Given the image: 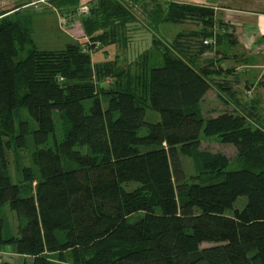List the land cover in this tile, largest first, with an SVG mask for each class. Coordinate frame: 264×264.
Wrapping results in <instances>:
<instances>
[{
	"label": "trees",
	"instance_id": "16d2710c",
	"mask_svg": "<svg viewBox=\"0 0 264 264\" xmlns=\"http://www.w3.org/2000/svg\"><path fill=\"white\" fill-rule=\"evenodd\" d=\"M116 2L90 5L82 27L93 42L106 38L93 35L94 15L119 8ZM13 14H0V209L7 203L26 221L4 236L0 213V247L11 246L31 264H264V128L252 99L238 101L219 59L195 65L221 38L213 9L169 3L164 21L200 29L178 34L158 64L136 75L104 71L81 42L38 49L22 16ZM106 74L114 76L108 87L101 85ZM212 85L243 113L203 117L199 104ZM19 109L36 125L30 165L19 171L27 187L7 172L6 150L26 148L30 132L26 120L15 123ZM146 109L159 118L146 120ZM201 131L232 144L243 165L227 170L225 154L201 148ZM182 156L208 181L187 177ZM70 161L76 167L65 169ZM30 183L33 191L24 192ZM239 197L246 198L240 209Z\"/></svg>",
	"mask_w": 264,
	"mask_h": 264
},
{
	"label": "rangeland",
	"instance_id": "374dc122",
	"mask_svg": "<svg viewBox=\"0 0 264 264\" xmlns=\"http://www.w3.org/2000/svg\"><path fill=\"white\" fill-rule=\"evenodd\" d=\"M1 1V0H0ZM58 0H49L43 2H37L35 4L27 5L26 7L23 6L16 11L18 14L22 16V22L27 27V29H31V39L34 44L37 46L38 49L41 50H53L62 48L66 42L72 40V38L67 37L62 31L64 29H71L73 35V41L81 42L83 46H89L87 48L89 51L92 61L94 63H102L106 64L104 71H108V73H112L113 67L120 66L123 71H127L128 75H136L137 73L141 74V70L143 68L148 69V67L153 66L154 64H158L162 60V55L165 53L170 52V47L174 44V39H176L177 35L186 31H191L195 29H200V25L194 23L192 21L180 22L172 24L173 26L168 28H163L158 30V27H155L149 22L144 25L130 24V20L135 19L136 17L141 16V12L138 9H129L126 5L125 8L122 7V4L119 3L120 7H112L109 11L104 12L102 14L94 15V18L97 23V29L93 32V35H100L106 34L105 40L97 39L96 41H92L89 36H83L82 31L80 29V22L84 21L87 18L88 14H83L82 7L88 8L90 11V0H85V2L81 3L79 6L76 7L75 11L78 15L77 21H69L66 23L62 22L61 16H59L57 7H54V4L57 3ZM70 1V0H66ZM125 1V0H124ZM18 2V1H17ZM22 1H20L21 3ZM59 2V1H58ZM13 3V2H11ZM16 3V2H15ZM125 3H128L125 1ZM14 4V3H13ZM12 4V5H13ZM61 4V2H59ZM129 4V3H128ZM15 5V4H14ZM19 5V4H18ZM11 6V5H10ZM4 8V9H3ZM0 6V14L4 12L7 8ZM14 16V14H9ZM108 15H110L108 17ZM60 18V19H59ZM74 23L75 26H70L69 24ZM135 22V20L133 21ZM130 24V26H129ZM76 27V28H74ZM74 28V29H72ZM144 35H140L138 33H143ZM146 31V32H145ZM129 34L130 40L125 38V35ZM77 36V37H76ZM19 38V36H18ZM79 38V39H78ZM112 41V42H109ZM94 43V44H93ZM108 45V46H107ZM108 47V48H106ZM214 53V51H213ZM25 56L24 53H20L19 56ZM212 55V54H211ZM209 57V58H208ZM207 58L201 61V64L198 66H205L210 59H213V56L208 55ZM109 59V60H107ZM206 59V60H205ZM198 60V59H197ZM106 61V62H105ZM199 62V61H198ZM197 64V62H195ZM112 67V68H111ZM110 68V69H108ZM114 77L111 74H106L104 79V85L108 87V84L112 83ZM102 80V79H101ZM97 80H95V83ZM110 82V83H109ZM113 85V84H112ZM211 90L208 92L206 97L201 100L199 104L200 111L203 117L207 118L209 116H214L221 111H234L232 105L229 106L226 94L219 92L216 87L210 88ZM250 95V94H249ZM89 102V101H88ZM87 102V108L88 103ZM107 102V98L103 97L101 99L102 106H105ZM262 108V107H261ZM257 110L258 117L264 116L263 111L260 109ZM236 111V110H235ZM237 112V111H236ZM256 117V114H255ZM15 123L18 124L20 120H26L28 122L30 132L26 134V142L27 147L24 149H17V148H10L6 150V159H7V172L10 175L11 179L14 182H23L21 181L20 176V169L24 166L30 165V155L29 152L33 146V138H32V130L36 127L35 123L28 115L26 110L19 109L14 112ZM146 120L154 121L159 118V115L156 111L151 109H146ZM257 118V117H256ZM259 120V119H258ZM247 121V120H246ZM248 121L255 126L256 124L254 121ZM262 127L264 128V120L259 121ZM146 133L145 127H141L138 130L139 135H144ZM62 136V128L60 125L59 120H56V138L60 139ZM7 138V137H6ZM201 138V148L210 150V151H218L222 152L229 158V164L227 166V170H233L241 167L243 165V160L237 155L236 150L232 144L229 143H222L218 139L217 136H204L203 132L200 133ZM52 143V136H50L49 144ZM182 166L186 176H196L195 180L199 182H206L208 181L207 177L200 175L195 167L192 164V161L189 157L182 156ZM63 167L65 169L74 168L76 164L74 162H63ZM199 175V176H197ZM30 188L24 190V192H32L35 183H30ZM25 187H27L25 185ZM127 188L134 187L133 184L127 185ZM246 202L245 197H239L234 206L236 208H242ZM0 213L4 219V228H3V235H14L17 232L18 225H23L25 223L24 217H18L16 213L10 209L9 205L5 203L1 209ZM140 216V213H136L130 216V220L136 219ZM209 244L203 243L202 246H207ZM4 248V249H2ZM7 252V253H5ZM12 253V247L8 245H4L0 247V254H6L5 258L7 261L12 262V264H21L22 261L25 264H31L30 258H23L22 257H14ZM2 260V259H0Z\"/></svg>",
	"mask_w": 264,
	"mask_h": 264
},
{
	"label": "crops",
	"instance_id": "0c3cea01",
	"mask_svg": "<svg viewBox=\"0 0 264 264\" xmlns=\"http://www.w3.org/2000/svg\"><path fill=\"white\" fill-rule=\"evenodd\" d=\"M20 1L22 2L20 3ZM39 1L43 2L44 0H1L0 6L2 8L6 6L7 8L4 10V13L9 15L17 13L16 11H19L23 6L26 7L27 5L35 4ZM94 1L95 0H90V3H94ZM117 1L120 2L124 8V5H126L130 10L136 8L141 12V16L135 19L131 18L130 24L137 23L138 25H144L146 22H149V24L158 27L160 31L163 28L170 29V27L173 26L172 24H175L163 20L167 6L171 2L193 4L213 9V32L214 34H219V36L221 35V38L213 49L205 51L197 57L198 60H195V62H197L195 65L198 66V64H201V61L207 58L208 55L213 56L212 58L219 59V64L223 67H227L230 71L228 79L233 81L232 86L233 89L237 91L236 97L238 101L244 103L246 100L252 99L253 111L256 117L259 121L264 120V116L258 117L257 115V110L261 107L260 111L264 113V0H125L129 4L125 3L124 0ZM83 2H85V0H76L74 4L73 2L63 0L62 3H64V5L55 9H57L59 16L62 15L60 18L68 16L69 21L72 19L71 21L75 20L76 22L78 15L75 9ZM134 20L135 22H133ZM69 25L71 27L75 26V24L71 22ZM79 25L84 36L82 23L80 22ZM62 31L67 34V37L72 38V40L66 42V44L74 42L73 37L75 36L71 32V29L62 28ZM138 34L144 35L145 33L143 31V33ZM126 36L127 39L130 40L131 35L130 37L129 34L125 35V38ZM118 68H120V66H118ZM101 85H104V83ZM212 87L215 86L212 85L211 88ZM210 90L209 88L202 100ZM228 104L229 106L232 105L231 109L234 111L236 110L238 113H243L242 107L237 105L235 101L228 100ZM258 124L262 125L259 122ZM10 254L14 255L16 258L17 256L21 257L15 254L13 250ZM5 255L6 254H0V259L8 260L5 258Z\"/></svg>",
	"mask_w": 264,
	"mask_h": 264
},
{
	"label": "built area",
	"instance_id": "2783aa9c",
	"mask_svg": "<svg viewBox=\"0 0 264 264\" xmlns=\"http://www.w3.org/2000/svg\"><path fill=\"white\" fill-rule=\"evenodd\" d=\"M82 9H83V14H88V13H89L88 8H86V7H82ZM66 21H67L66 18L63 17V18H62V22L64 23V22H66ZM204 42L207 43L206 40H205Z\"/></svg>",
	"mask_w": 264,
	"mask_h": 264
}]
</instances>
